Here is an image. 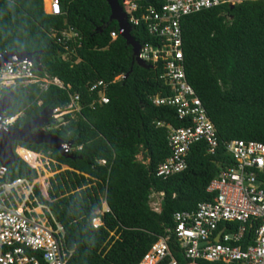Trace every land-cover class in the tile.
Listing matches in <instances>:
<instances>
[{
	"label": "trees",
	"instance_id": "1",
	"mask_svg": "<svg viewBox=\"0 0 264 264\" xmlns=\"http://www.w3.org/2000/svg\"><path fill=\"white\" fill-rule=\"evenodd\" d=\"M150 1H138L137 17L150 6L160 8L166 2ZM60 3L62 14L53 16L47 13L49 4L44 0H0V54L39 56V76L57 78L71 87L51 85L41 90L39 85L18 84L14 91L5 90L4 95L14 93L6 116L21 114L14 127L23 128L44 109L65 110L71 94L80 95L83 105L77 117L65 116L64 124L50 132L71 145L69 154L61 155L45 144L16 142L15 148L43 153L57 161L59 170L67 168L51 180L49 196H42L39 186L36 192L64 227L66 244L73 251L68 264H139L160 238L170 236L175 213L192 212L199 204L213 201L214 195L207 192L209 184L234 164L226 143L264 144V0L227 3L182 19L187 80L217 129L219 147L210 155L205 142L193 144L187 169L166 180L156 177L158 166L171 155L168 129L158 123L174 128L189 123L179 120L175 109L151 102L157 95H171L160 79L163 66H139L132 46L122 36L112 41L110 34L119 27L110 20L107 0ZM68 27L81 39L66 49L50 33ZM131 36L140 46L157 43L144 23L132 26ZM127 74L109 86L107 105L90 108L95 95L88 83H111ZM8 174L11 180L38 178L37 171L20 157L9 166ZM154 195L162 200L159 212L151 206ZM103 196L109 212L102 216L104 225L95 229L92 221L102 208ZM169 245L179 263L190 264L172 235Z\"/></svg>",
	"mask_w": 264,
	"mask_h": 264
},
{
	"label": "built area",
	"instance_id": "2",
	"mask_svg": "<svg viewBox=\"0 0 264 264\" xmlns=\"http://www.w3.org/2000/svg\"><path fill=\"white\" fill-rule=\"evenodd\" d=\"M49 2L48 14H62L60 0H44ZM139 0H121L123 12L130 26L144 23L148 34L155 38L156 45H141L138 59L147 66L162 65L164 72L160 77L170 89L171 95H157L151 99L154 106L175 109L181 121L189 125L174 128L168 124V147L171 155L156 170V177L166 180L184 172L190 147L198 142H205L208 153L214 155L219 147V138L214 123L208 116L206 108L189 84L185 72L183 52V31L181 21L184 17L203 10L219 7L223 4H236L233 0H166L160 8L150 6L140 17ZM241 2V1H239ZM122 29L111 32L112 41L122 36ZM56 43L68 49L71 42L80 41L79 33L72 27L61 32H51ZM13 53L9 60L5 55ZM41 65L29 58L21 59L18 53L4 52L0 54V102L4 91L13 89L18 84L39 85L46 90L54 85L62 89L64 86L57 78L48 75L39 76ZM113 82L103 80L90 82L87 88L95 98L90 108L107 105V90ZM12 91V92H13ZM11 93V92H10ZM9 94V93H8ZM7 95V94H6ZM70 103L62 110H50L48 125L41 130L50 133L64 124V118L72 115L73 119L80 114L83 105L78 94L69 95ZM21 114L8 117L6 112L0 116V128H15ZM55 124H51V120ZM58 123V124H56ZM227 154L234 161L232 167L221 171L211 181L207 192L214 195L213 201L198 205L192 212H177L173 216L175 227L168 230L170 236L160 238L139 264H181L173 256L169 241L175 237L184 258L190 264L198 261L223 264H264V144L255 141L232 140L225 144ZM14 153L25 161L32 169L38 171L40 166L58 169L57 161L43 153H29L33 163L24 160L17 150ZM64 150L70 152L71 145L66 143ZM105 164V161H100ZM9 166L1 161L0 153V264H68L73 251L65 241L64 227L57 222L50 208L40 201L36 192L39 184L36 180L8 177ZM42 196H49L51 183L46 187L39 186ZM161 200V198H160ZM156 212L159 206L153 207ZM109 208L99 209L92 221L95 229L102 227V216ZM230 224V225H229ZM233 225H237L234 229ZM231 226V227H230Z\"/></svg>",
	"mask_w": 264,
	"mask_h": 264
},
{
	"label": "water",
	"instance_id": "3",
	"mask_svg": "<svg viewBox=\"0 0 264 264\" xmlns=\"http://www.w3.org/2000/svg\"><path fill=\"white\" fill-rule=\"evenodd\" d=\"M125 1V0H123ZM146 3L150 4V0H143ZM110 9H111V21H115L118 24L119 29H122L124 32L122 37L127 41L129 45L132 46L134 61L137 65L146 67L143 62L138 59V53L140 50V44L137 43L131 36L132 27L128 23V18L123 12V8L119 0H107ZM13 53L5 55V60H9ZM18 56L23 58H29L32 60L35 57L33 54L27 52L18 53ZM40 57H36V61L39 62ZM129 74L125 76L127 78ZM14 100V93L11 92L5 95L0 102V116H2L12 105ZM51 112L48 109H44L43 112L32 121L27 123L23 128H10L4 129L0 128V153L1 161L6 166H11L17 161V156L14 153L15 143L21 142L25 144H34V145H47L51 148L58 150L61 155L69 154L68 151L64 150L63 146L66 144L58 136L50 133H45L41 129L48 125L51 118Z\"/></svg>",
	"mask_w": 264,
	"mask_h": 264
},
{
	"label": "rangeland",
	"instance_id": "4",
	"mask_svg": "<svg viewBox=\"0 0 264 264\" xmlns=\"http://www.w3.org/2000/svg\"><path fill=\"white\" fill-rule=\"evenodd\" d=\"M236 1L237 3L239 1H243V0H233ZM48 2V1H47ZM46 3V2H45ZM46 10L49 11V5H46ZM142 155L138 156V160H142ZM67 168L62 167L61 170H55V168L51 165V167H47V166H40L38 168L37 174H38V178L35 179L39 186H41L43 184L44 187L47 186V184H49V182L51 183V180L54 179L56 174H59L61 171L66 170ZM90 178V177H88ZM44 180V181H43ZM92 184H94V181L92 182ZM104 197V196H103ZM155 199L152 200L151 202V206L152 208L157 206L156 204H154Z\"/></svg>",
	"mask_w": 264,
	"mask_h": 264
},
{
	"label": "crops",
	"instance_id": "5",
	"mask_svg": "<svg viewBox=\"0 0 264 264\" xmlns=\"http://www.w3.org/2000/svg\"><path fill=\"white\" fill-rule=\"evenodd\" d=\"M119 2H121V0H119ZM67 29V28H66ZM74 29V28H73ZM56 32V31H55ZM70 44V43H69ZM69 44L67 45V46H69ZM78 44V43H77ZM126 76V75H125ZM125 76H120V77H117V78H119V80H122V79H126L125 78ZM118 80V81H119ZM117 82V81H116ZM115 82V83H116ZM107 95H108V93H107ZM87 178L89 177V176H86ZM153 199H155V202H154V204H156L157 206H159L160 208H161V201L162 200H160V197L159 196H157V195H154L153 196V198H152V200ZM106 207H108V204H107V202H106V198H105V196L104 197H102V208L101 209H104V208H106ZM109 208V207H108ZM100 209V210H101Z\"/></svg>",
	"mask_w": 264,
	"mask_h": 264
},
{
	"label": "bare ground",
	"instance_id": "6",
	"mask_svg": "<svg viewBox=\"0 0 264 264\" xmlns=\"http://www.w3.org/2000/svg\"><path fill=\"white\" fill-rule=\"evenodd\" d=\"M47 2V1H46ZM49 4V2H47ZM17 153L26 161L30 162V163H33L31 157H29V153L25 150V149H22V148H19L17 150ZM44 181V180H43ZM43 186V184L41 185V187Z\"/></svg>",
	"mask_w": 264,
	"mask_h": 264
},
{
	"label": "clouds",
	"instance_id": "7",
	"mask_svg": "<svg viewBox=\"0 0 264 264\" xmlns=\"http://www.w3.org/2000/svg\"><path fill=\"white\" fill-rule=\"evenodd\" d=\"M51 134V133H50Z\"/></svg>",
	"mask_w": 264,
	"mask_h": 264
}]
</instances>
